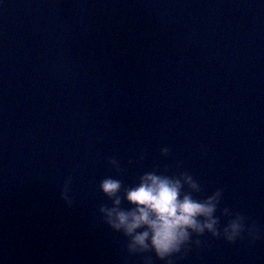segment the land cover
Listing matches in <instances>:
<instances>
[{"label":"water","instance_id":"obj_1","mask_svg":"<svg viewBox=\"0 0 264 264\" xmlns=\"http://www.w3.org/2000/svg\"><path fill=\"white\" fill-rule=\"evenodd\" d=\"M146 172L259 230L172 264H264V0H0V264H167L99 212Z\"/></svg>","mask_w":264,"mask_h":264},{"label":"clouds","instance_id":"obj_2","mask_svg":"<svg viewBox=\"0 0 264 264\" xmlns=\"http://www.w3.org/2000/svg\"><path fill=\"white\" fill-rule=\"evenodd\" d=\"M162 154L167 155L168 148H163ZM118 167L116 159L109 161ZM71 177L65 183L61 197L66 206L73 204L69 196ZM185 185L191 192H184ZM111 201V206H101L99 209L104 222L114 231L128 238L129 253L153 252L155 256L172 264L174 254L186 251V245L194 243L200 247V240H192L193 234L202 236L210 233L212 237H223L229 243L235 242L241 234L247 231L252 239L258 238L259 230L255 225L245 227V217L236 214L230 219L221 232L217 207L221 201L222 190H217L204 199H195L192 192H199L200 185L188 173L179 177L146 172L135 187L125 189L123 199L131 207H121L119 195L122 184L119 180L108 177L99 185ZM222 215L231 217L233 213L228 207L223 208ZM147 264H151L149 258Z\"/></svg>","mask_w":264,"mask_h":264}]
</instances>
